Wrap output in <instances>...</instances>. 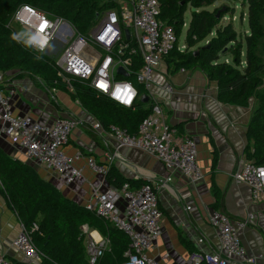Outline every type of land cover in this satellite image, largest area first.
Wrapping results in <instances>:
<instances>
[{"label":"built area","instance_id":"1","mask_svg":"<svg viewBox=\"0 0 264 264\" xmlns=\"http://www.w3.org/2000/svg\"><path fill=\"white\" fill-rule=\"evenodd\" d=\"M117 1V7L101 13L88 34L78 32L66 19L50 17L29 4H23L15 11L11 23L27 32V42L33 49L46 53L55 61L57 75L69 91H75V81H84L116 104L134 109L140 94L128 77L133 75L144 86L150 112L140 122L137 133L131 134L117 124L104 128L98 122L95 128L104 129L110 136L105 140L111 147L107 155L109 165L103 166L91 156L86 157V165L105 176L121 149L135 148L163 162L170 175L163 184L145 181L140 186H132L126 182L120 188L110 186L106 189L98 185L93 188L86 207L129 236L127 260L123 264H160L157 257L148 254L163 234L164 213L159 204V190L172 181L175 174L193 183L202 180L204 174L197 163L196 140L175 134L152 92L156 69L175 47L174 29L159 19L157 0ZM126 29L130 31L129 39ZM58 39L61 42L56 43ZM60 44L64 45L62 49ZM137 54H140L142 66L135 71L132 69L133 58ZM119 68L127 72V77L118 74ZM166 89L170 93L175 90L172 84ZM16 93L13 80L6 81L0 71V137L18 145L29 160L57 173L65 184H73L82 176L83 169L77 167L75 161L83 155L78 153L71 157L63 147L69 143L79 120L63 117L47 124L28 114L15 115L13 100ZM233 178L250 188L255 203L264 204V165L247 160L234 172ZM253 217L249 214L246 218L233 219L222 211L213 210L210 223L218 234L219 248L192 252L188 264H258L264 254H250L241 239V233ZM21 226V232L14 240L15 247L25 255L28 263L42 261V253L34 244L30 230L22 223ZM36 229L38 224L34 222L32 230ZM89 229L87 225L82 226L88 262L96 264L109 248L110 241L106 237L96 239ZM203 241V238L199 239V243ZM164 258H169V254ZM0 264L13 263L0 255Z\"/></svg>","mask_w":264,"mask_h":264},{"label":"trees","instance_id":"2","mask_svg":"<svg viewBox=\"0 0 264 264\" xmlns=\"http://www.w3.org/2000/svg\"><path fill=\"white\" fill-rule=\"evenodd\" d=\"M157 1L159 19L172 27L177 37L175 47L165 57L171 71L201 68L210 81L217 83L221 102L249 106L253 101L247 131L249 145L244 155L247 160L264 165V0H242V4L248 6L246 32L238 31L232 20L223 22L230 8L225 11L219 7L210 9L217 0ZM23 4L32 5L50 17L64 18L78 32L88 34L101 13L117 7L118 1L0 0V71L5 80L30 75L66 89L57 75L55 61L33 49L11 23L15 11ZM188 10L191 11L189 22L185 17ZM185 26V48L180 49L179 37ZM133 61L132 69L137 71L142 66L140 54L135 55ZM128 78L136 84L140 97L147 93L133 75ZM67 92L105 128L117 124L135 134L150 112L148 103L143 104L140 99L134 109H129L80 80L75 81V91ZM105 179L116 188L126 182L132 186L143 183L123 177L113 165ZM0 193L20 222L30 230L34 244L42 253L43 264H89L83 225L99 231L110 241L109 248L96 264H123L127 260L125 253L130 239L123 230L87 209L86 205L67 197L33 165L11 157L1 146ZM34 222L38 224L36 230H32Z\"/></svg>","mask_w":264,"mask_h":264},{"label":"crops","instance_id":"3","mask_svg":"<svg viewBox=\"0 0 264 264\" xmlns=\"http://www.w3.org/2000/svg\"><path fill=\"white\" fill-rule=\"evenodd\" d=\"M13 82L17 92L13 100L15 115L28 114L47 124L63 117L79 120L63 150L71 157L78 153L83 155L75 161V165L83 169L82 176L67 185L57 173L29 160L24 151L6 137H0V146L11 157L33 165L67 197L86 205L94 187H110L103 174L95 173L86 165L88 156L103 166L109 165L107 155L111 147L105 140L110 136L104 129L95 128L101 121L78 100L72 99L64 87L30 75L19 76ZM168 84L175 88L172 93L166 89ZM152 92L175 134L196 140L197 163L204 177L193 183L175 174L173 180L159 190V204L164 213L163 234L148 254L157 257L160 264H188L194 251L217 250L218 234L210 223L213 210L222 211L233 219L253 214L241 239L250 254H264V204L255 203L250 188L233 178L234 172L247 161L244 150L249 145L247 131L253 101L249 106L225 104L218 98L217 83L210 81L201 68L173 72L165 59L156 69ZM147 105L150 106V102ZM112 165L123 177L136 182L163 184L170 175L163 162L135 148L121 149ZM21 228L17 214L0 193V255L8 257L13 264H43L42 261L28 263L15 247L14 240ZM89 232L96 239L103 237L95 229L90 228ZM201 238L203 243H199ZM167 254L169 258H164ZM258 264H264V258Z\"/></svg>","mask_w":264,"mask_h":264},{"label":"rangeland","instance_id":"4","mask_svg":"<svg viewBox=\"0 0 264 264\" xmlns=\"http://www.w3.org/2000/svg\"><path fill=\"white\" fill-rule=\"evenodd\" d=\"M219 7L223 9L224 11L227 10L226 8H230V13L227 14L226 17H224L223 22L227 23L228 21L232 20L234 22V26L238 31L246 32L248 29V22H247V12H248V6H244L242 4V0H217L215 4L210 6V9ZM244 13V19L242 21V14ZM186 21L189 22L191 18V11L188 10L186 13ZM17 31L20 33V35L26 40L27 34L24 33L23 29L18 26L17 24H14ZM187 27L185 26L184 31L182 35L179 37V44L182 45L185 43V37H186ZM61 42L59 39L56 43ZM64 45L60 44V49H62ZM46 54V53H45ZM228 59L231 60V57ZM88 238V235H87Z\"/></svg>","mask_w":264,"mask_h":264},{"label":"water","instance_id":"5","mask_svg":"<svg viewBox=\"0 0 264 264\" xmlns=\"http://www.w3.org/2000/svg\"><path fill=\"white\" fill-rule=\"evenodd\" d=\"M125 33H126L127 39H129V37H130V31H129V29H126L125 30ZM196 53H198V50L196 51ZM118 74L123 75L124 77H127V72L123 68H119L118 69ZM140 101L143 104H147L149 102V96L147 94H143L140 97Z\"/></svg>","mask_w":264,"mask_h":264}]
</instances>
